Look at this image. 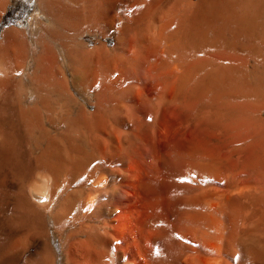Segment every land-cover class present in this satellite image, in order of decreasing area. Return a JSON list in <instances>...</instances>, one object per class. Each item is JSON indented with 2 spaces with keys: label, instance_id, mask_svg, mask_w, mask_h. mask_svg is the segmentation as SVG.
Returning <instances> with one entry per match:
<instances>
[{
  "label": "bare ground",
  "instance_id": "6f19581e",
  "mask_svg": "<svg viewBox=\"0 0 264 264\" xmlns=\"http://www.w3.org/2000/svg\"><path fill=\"white\" fill-rule=\"evenodd\" d=\"M36 6L31 31L6 27L0 40V264H173L175 254L178 264H188L187 252L174 253L172 237L154 230L158 220L153 199L127 208L111 195L123 183L118 167L124 121L110 119L111 102L102 105L99 95L88 111L70 85L76 91L89 90L88 96L98 86L117 90L125 70H134L146 58L162 69L161 85L168 91L161 95L163 103L171 104L176 90L202 93L208 28L222 49L246 56L242 61L237 55L216 59L229 75L244 72L239 70L249 62L264 72V0H36ZM128 31L132 34L126 36ZM86 34L92 45L83 41ZM98 34L112 36L115 45L107 47ZM25 75L31 86L16 88ZM34 80L39 83L34 85ZM45 97L64 100L65 108L61 112L39 106L37 101ZM116 99L112 102L122 107L123 98ZM166 106L157 110L159 122L169 113ZM256 107L262 116L264 103L259 106L258 101ZM54 114L60 118L57 125L52 123ZM29 122L33 128L25 127ZM260 137L264 141V125ZM259 154L254 167L264 171V145ZM254 197L264 202V197ZM92 219L98 225L88 222ZM54 238L63 261L52 260Z\"/></svg>",
  "mask_w": 264,
  "mask_h": 264
},
{
  "label": "rangeland",
  "instance_id": "374dc122",
  "mask_svg": "<svg viewBox=\"0 0 264 264\" xmlns=\"http://www.w3.org/2000/svg\"><path fill=\"white\" fill-rule=\"evenodd\" d=\"M5 1H7L6 6ZM190 1L197 2V0ZM2 4L4 11L0 17V40L6 27L26 31L34 28L33 13L37 10L36 0H0V6ZM131 34V31L125 33L126 36ZM96 38L109 48L115 45L114 38L110 35L98 34ZM206 39L208 67L206 66L202 93L194 89L176 90L173 92L174 100L171 99V104L163 103L161 95L166 87L161 85L164 77L162 69L155 68L146 58L141 60V65L138 64V67L133 68L134 70H131L132 68L125 70L124 83L122 87L117 88L118 91L98 86V90L88 96L89 90L76 91L71 85L69 90L73 92L79 104L85 102L89 106L85 107L88 111L94 109L93 103L98 100L99 95L102 105L111 102L110 119L115 122L124 121L125 139L123 138L122 162L120 161L123 165L120 163L119 167L122 166L118 167L123 183L119 192L117 190L111 195L116 200L127 203V208L133 202L137 203L147 197L153 199L156 204L155 221L158 220L157 223L155 222L157 225L154 230L156 229V233H168L172 237L170 246L174 253L181 249L187 252L188 264H264V202L254 197H264V171L254 167L258 159L256 155H260L264 145L260 137L264 125V113L262 116L257 114L258 107H256L258 101L259 106L264 103L262 98L264 72L261 69L260 71L253 69L252 62H249L247 69L239 70L244 71L245 74L238 71L239 74L235 73L238 75L230 74V76L221 64L220 66L216 63V59L237 55L242 61L246 58L243 56L244 52L233 51L228 47L227 50L225 46L222 49L219 45V37L209 28ZM83 41L88 45L93 44L89 34H86ZM217 46H220L219 49ZM228 52L230 53L227 54ZM86 58L89 60V56ZM85 59L80 61L84 62L87 60ZM241 73L244 75H240ZM34 81V85L39 83V80ZM15 85L16 88L21 89L31 86L27 75L24 76L23 82H17ZM105 88L107 93L103 90ZM116 97L123 98L122 107L116 105L118 101ZM43 99L37 101L39 106H50L61 112L65 108L66 102L62 99H49V97ZM113 100L116 102L113 103ZM163 105L164 107L167 105V113H169H166L165 118L159 122L157 110ZM52 118L54 120L52 123L57 125L60 121L57 119L60 118L56 114ZM245 118L251 119L252 122L247 120L250 121L247 123ZM242 121L246 125L242 124ZM254 121L258 123L254 124L255 126L252 125ZM250 123L252 124L249 125ZM257 125H261L260 128ZM47 126L50 128V124ZM25 127L34 126L29 122ZM31 150L35 152L32 144ZM127 162L130 164L128 165ZM88 222L98 225L96 219ZM72 228L74 229L75 225ZM51 234L53 236L52 232ZM52 246L56 250L52 260L60 258V261H63L64 257L59 253L57 238L53 239ZM178 261V254H175L172 262L178 264Z\"/></svg>",
  "mask_w": 264,
  "mask_h": 264
}]
</instances>
